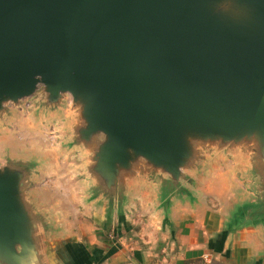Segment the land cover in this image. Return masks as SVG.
I'll return each mask as SVG.
<instances>
[{
  "label": "water",
  "instance_id": "1",
  "mask_svg": "<svg viewBox=\"0 0 264 264\" xmlns=\"http://www.w3.org/2000/svg\"><path fill=\"white\" fill-rule=\"evenodd\" d=\"M197 149L215 176L191 175ZM55 161L113 212L140 186L164 208L231 188L264 231V0H0V264H61L31 192Z\"/></svg>",
  "mask_w": 264,
  "mask_h": 264
},
{
  "label": "crops",
  "instance_id": "2",
  "mask_svg": "<svg viewBox=\"0 0 264 264\" xmlns=\"http://www.w3.org/2000/svg\"><path fill=\"white\" fill-rule=\"evenodd\" d=\"M226 181L245 195L235 173ZM35 183L32 197L54 222L61 264H264V231L232 221L231 188L177 197L164 208L153 186H140L113 212L67 162L49 163Z\"/></svg>",
  "mask_w": 264,
  "mask_h": 264
},
{
  "label": "rangeland",
  "instance_id": "3",
  "mask_svg": "<svg viewBox=\"0 0 264 264\" xmlns=\"http://www.w3.org/2000/svg\"><path fill=\"white\" fill-rule=\"evenodd\" d=\"M24 115L20 116L19 119H17V124L22 126V128H20L21 131H23V130L26 131L25 135L30 132L31 138L34 139V137H35V139H36L35 141L37 143H39V142L44 143V139L47 141L52 140V134L50 132L43 131V133L45 132L44 134L39 133V129H37V127H36L37 122H38L37 118H35L32 115H27V114H24ZM46 136H47V138H46ZM39 146H40V144H39ZM40 148H41V146H40ZM61 150H63V149H61ZM193 152H194V150H193ZM59 153H60L59 151L56 152L57 155H59ZM72 158L73 157L71 156V158H69V160L72 161ZM216 159H217V157H216L215 153L208 152L205 149H197L195 151L194 157L189 161L190 164L187 166V169L190 168V166L195 165L199 169L195 173H191V175H193V176L198 175L199 177H203V178L208 179L212 175L215 176V173L217 172V169L215 167H213V166L217 165L215 162ZM206 186H207V188H210L209 182L206 183ZM213 187H214V189H216L215 184L213 185Z\"/></svg>",
  "mask_w": 264,
  "mask_h": 264
}]
</instances>
